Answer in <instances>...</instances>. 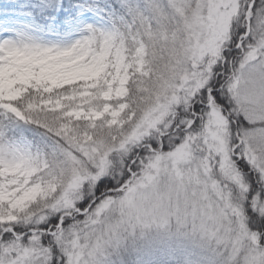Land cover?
Returning <instances> with one entry per match:
<instances>
[{
  "label": "snow or ice",
  "instance_id": "snow-or-ice-1",
  "mask_svg": "<svg viewBox=\"0 0 264 264\" xmlns=\"http://www.w3.org/2000/svg\"><path fill=\"white\" fill-rule=\"evenodd\" d=\"M0 264H264V0H0Z\"/></svg>",
  "mask_w": 264,
  "mask_h": 264
},
{
  "label": "rangeland",
  "instance_id": "rangeland-1",
  "mask_svg": "<svg viewBox=\"0 0 264 264\" xmlns=\"http://www.w3.org/2000/svg\"><path fill=\"white\" fill-rule=\"evenodd\" d=\"M4 12H5V14H9L7 9H5ZM87 15L91 16L92 13H87ZM89 22H91V21H89Z\"/></svg>",
  "mask_w": 264,
  "mask_h": 264
}]
</instances>
